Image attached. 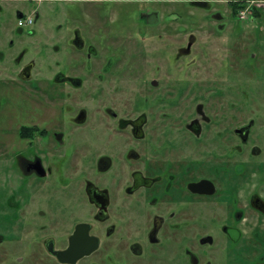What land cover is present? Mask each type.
Segmentation results:
<instances>
[{
	"label": "flooded vegetation",
	"instance_id": "obj_1",
	"mask_svg": "<svg viewBox=\"0 0 264 264\" xmlns=\"http://www.w3.org/2000/svg\"><path fill=\"white\" fill-rule=\"evenodd\" d=\"M45 1L53 27L0 21V264H264V0H181L212 32L179 44L170 0H142L138 37Z\"/></svg>",
	"mask_w": 264,
	"mask_h": 264
},
{
	"label": "rangeland",
	"instance_id": "obj_2",
	"mask_svg": "<svg viewBox=\"0 0 264 264\" xmlns=\"http://www.w3.org/2000/svg\"><path fill=\"white\" fill-rule=\"evenodd\" d=\"M0 3L8 9V11H4V13L0 14V21H5L7 24H9L10 26L16 25L17 23V19L14 17L13 14V7H9L8 5H16V7L18 9H20L22 12H24L25 14H29L34 8L40 13V15L42 16L43 20H49V23L51 24L50 26L53 27V23L51 21H58V20H63V13L55 8L58 6V4H61V2H47L45 0L43 1H38V0H0ZM71 3L73 5H77L78 2L75 1H71ZM182 3L181 0H170V2H164L162 4H170L168 5V7L161 6V11L162 14H164V12L168 11V9L173 5V13L171 12L169 15L170 17L174 16L172 23L170 24V26L172 27L171 29V35L169 36L172 39V42L175 44H179L180 40L182 37H184V35L190 31L188 29L184 30V32L182 31H178L176 30L177 26L179 25L180 27H182L183 25H188L190 27H194V34L196 37L199 38V42L205 40V38L207 37V32H212L211 30L205 28L206 25L209 26V24H207V21H209L207 18H203L202 16L206 14V12L204 11H198V10H194V9H190L188 12H183L180 10L179 6H175L176 4H180ZM87 7L89 9V12L92 13V16L95 19H100L101 17H105V22L106 24H108L109 28L112 29V31H114L115 33H119L121 35H124L126 33V36L133 35V36H137L139 35V33H135L133 29V27H138V30L140 32V35H144L146 33H148V30L145 26V24L141 21L142 19L138 17V11L139 9H143L148 5L147 3H143L142 0L136 1L135 5L132 2L129 1H125V0H117V1H113V0H95V1H89L86 2ZM140 6V7H139ZM139 7V8H138ZM4 8V9H5ZM112 10V13H110L109 10ZM77 8L75 6L72 7V11L73 12H77ZM109 13V14H108ZM56 14V15H54ZM110 14H112L111 19ZM169 15L165 17V19L169 18ZM108 16V17H107ZM184 22V23H183ZM136 23V24H135ZM243 23V22H241ZM136 25V26H135ZM241 28H244L246 26L245 23L240 24ZM239 25V26H240ZM193 31V30H191ZM214 31V30H213ZM228 32L226 33V36L229 37V42L230 44L233 43L234 45V50L237 52L240 50V46L241 44H244L245 41H241V39L239 38V27L235 28L233 30L230 31L227 30ZM236 33V35H234ZM212 34V33H211ZM214 36V35H213ZM234 38H236V40H234V42L232 41ZM264 49V46H263ZM164 51V46H160L158 48V52L160 53V51ZM264 51V50H263ZM162 57H159L157 61V63L154 62V60H152L151 57H148L147 59H140L138 60L139 63L141 64V69L142 68H149L152 66V68L158 69V67L162 68H166L168 70H170L171 72H173L177 77L181 76V72L175 67V65L172 64V62L167 59V60H162ZM46 60L41 58L40 59V63H39V67L43 68L46 65ZM154 62V63H153ZM178 62V61H177ZM176 62V63H177ZM153 63V64H152ZM178 66V65H177ZM254 67L257 69L256 64L254 63ZM236 76L239 75L240 78H244V74L242 72H235ZM173 76V74H170V76ZM168 76V77H170ZM168 77H166L168 79ZM164 80V78H163ZM1 86H0V90H1ZM5 108H6V100H5V95L4 94H0V116H4L5 113ZM0 126H4L3 124H0ZM45 187H47L49 189V193L46 192L43 193L44 196L42 197H56L57 196V190L54 187L53 184H45ZM3 197V194L0 195ZM44 202L48 203L47 198H44Z\"/></svg>",
	"mask_w": 264,
	"mask_h": 264
}]
</instances>
